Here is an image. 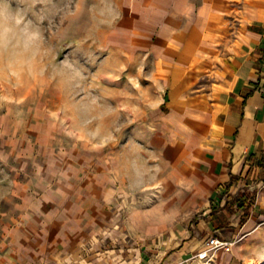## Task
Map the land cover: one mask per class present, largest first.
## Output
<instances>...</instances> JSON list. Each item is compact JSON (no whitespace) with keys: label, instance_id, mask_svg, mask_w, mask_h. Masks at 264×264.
Masks as SVG:
<instances>
[{"label":"rangeland","instance_id":"374dc122","mask_svg":"<svg viewBox=\"0 0 264 264\" xmlns=\"http://www.w3.org/2000/svg\"><path fill=\"white\" fill-rule=\"evenodd\" d=\"M108 6L0 0L57 53L71 46L60 60L85 78L72 98L47 83L51 68L40 75L30 42L0 53V264H203L202 252L208 264H264V223L240 241L226 228L231 244L208 248L202 205L164 152L169 33L118 29ZM183 227L198 234L197 249L160 257Z\"/></svg>","mask_w":264,"mask_h":264},{"label":"crops","instance_id":"0c3cea01","mask_svg":"<svg viewBox=\"0 0 264 264\" xmlns=\"http://www.w3.org/2000/svg\"><path fill=\"white\" fill-rule=\"evenodd\" d=\"M104 1L118 29L170 34L160 104L170 106L167 148L176 153L167 158L202 205L197 225L220 239L226 228L237 241L252 237L264 223V167L248 160L264 156V0ZM180 230L160 257L197 249L198 234Z\"/></svg>","mask_w":264,"mask_h":264},{"label":"clouds","instance_id":"9594fccd","mask_svg":"<svg viewBox=\"0 0 264 264\" xmlns=\"http://www.w3.org/2000/svg\"><path fill=\"white\" fill-rule=\"evenodd\" d=\"M47 39L41 31L33 29L31 25L25 26V22L18 16H13L6 8L0 7V53L12 48H20L25 46L26 42H30L27 46L35 54L37 71L40 75L47 73L51 68L52 72L47 83L50 86L58 87L61 91H66L72 98H75L76 95H79L76 89L82 88L81 81L85 78L67 60H60L61 55L65 57L69 55L71 46L57 53L48 45ZM57 78L59 79L57 80ZM83 99L84 97H81V100ZM81 107V115L86 116L87 107Z\"/></svg>","mask_w":264,"mask_h":264},{"label":"bare ground","instance_id":"6f19581e","mask_svg":"<svg viewBox=\"0 0 264 264\" xmlns=\"http://www.w3.org/2000/svg\"><path fill=\"white\" fill-rule=\"evenodd\" d=\"M166 155L172 159L173 161V158H175V153H176V150L171 149V148H166L165 151ZM174 156V157H173ZM169 169H172L174 171V173H177L179 170L178 167H175L173 165H171L169 167ZM199 257H200V261L203 263V264H208L209 260L211 259V255H209L207 252H202L201 254H199Z\"/></svg>","mask_w":264,"mask_h":264},{"label":"built area","instance_id":"2783aa9c","mask_svg":"<svg viewBox=\"0 0 264 264\" xmlns=\"http://www.w3.org/2000/svg\"><path fill=\"white\" fill-rule=\"evenodd\" d=\"M228 244H231L229 241L218 238L217 236H212L207 240V246L209 249H221L227 247Z\"/></svg>","mask_w":264,"mask_h":264},{"label":"trees","instance_id":"16d2710c","mask_svg":"<svg viewBox=\"0 0 264 264\" xmlns=\"http://www.w3.org/2000/svg\"><path fill=\"white\" fill-rule=\"evenodd\" d=\"M248 160H250V163H252V164H257V165H261L264 167V156H262V158L260 160H255L254 157L252 155H250L248 157ZM211 210L213 211V208Z\"/></svg>","mask_w":264,"mask_h":264}]
</instances>
